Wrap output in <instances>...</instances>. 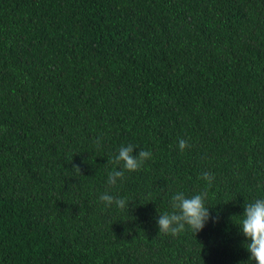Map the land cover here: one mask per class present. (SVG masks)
<instances>
[{
	"label": "trees",
	"instance_id": "obj_1",
	"mask_svg": "<svg viewBox=\"0 0 264 264\" xmlns=\"http://www.w3.org/2000/svg\"><path fill=\"white\" fill-rule=\"evenodd\" d=\"M127 144L152 159L110 187ZM204 172L215 222L158 233ZM259 198L264 0H0V264H242Z\"/></svg>",
	"mask_w": 264,
	"mask_h": 264
},
{
	"label": "clouds",
	"instance_id": "obj_2",
	"mask_svg": "<svg viewBox=\"0 0 264 264\" xmlns=\"http://www.w3.org/2000/svg\"><path fill=\"white\" fill-rule=\"evenodd\" d=\"M99 146L101 143L98 137L95 141ZM177 147L181 153L189 147L188 142L181 138ZM133 144L122 145L117 154L108 160L111 170L107 173L106 183L110 187L117 185L118 181H122L125 173L139 171L147 160L152 159V153L148 150H139L135 155ZM78 172L79 168H75ZM214 175L211 172L201 174V179L206 182L204 190L191 197L185 195L182 191H177L169 197V205L171 211L160 213L156 221L158 233L164 235L177 236L186 230H190L195 236L206 225L207 222L215 218L210 214V206H206L208 198L207 189L212 186ZM99 200L103 202L105 208L115 206L120 211L128 210V200L126 197H113L108 192L103 193ZM238 223H235L242 235L245 237L244 248L250 254L248 261L242 264H264V198L243 206V213Z\"/></svg>",
	"mask_w": 264,
	"mask_h": 264
}]
</instances>
